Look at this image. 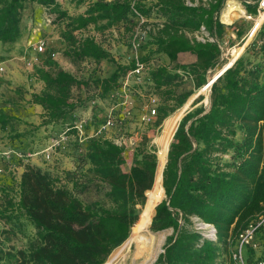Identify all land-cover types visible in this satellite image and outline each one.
<instances>
[{"label":"trees","instance_id":"trees-1","mask_svg":"<svg viewBox=\"0 0 264 264\" xmlns=\"http://www.w3.org/2000/svg\"><path fill=\"white\" fill-rule=\"evenodd\" d=\"M224 1L70 0L79 9L73 14L60 0H0V43L21 37L23 11L28 3H36L54 15L67 57L97 66L113 63L107 75L99 74L97 66L79 75L57 68L50 53L46 61L51 68L39 69L41 87L27 100L39 109V122L26 132L15 129L23 118L19 111L0 107V151L22 154L12 156L11 165H0L7 169L0 175V220L4 233L27 240L19 249H4L0 243V264H104L129 237L159 164L147 131L182 107L210 79L208 72L222 64L226 27L219 11ZM246 1V12L257 15L259 0ZM89 29L129 33L130 50L132 42L137 43L135 54L119 60L96 34H85ZM196 32L206 36L198 39ZM235 33L240 37L243 31ZM181 52L193 54L195 61L178 62ZM137 61L142 70L129 75L123 90ZM182 75L191 77L192 90L178 92ZM124 99L129 100L127 106ZM202 99L199 95L193 100L194 107L180 118L168 146L164 198L155 205L149 228H171L172 233L152 264H231L238 235L264 214V23L212 82L208 105L195 106ZM148 106L155 108V115L146 123L140 117ZM126 109L130 115L125 117ZM110 110L116 121L100 131ZM83 119L79 137L75 125ZM40 128L48 130L47 137L56 131L67 136L52 152L66 149L70 154L73 166L64 170V182L27 162L29 154L38 151V140L33 139ZM136 131L141 135L137 142L114 141ZM6 136L18 140L17 145L12 148ZM27 137L34 143L20 145ZM90 185L103 187V193L84 202L79 193ZM137 205L143 206L141 212ZM194 218L212 224L214 236L197 228ZM254 241L257 247L244 251L248 264L264 257V229Z\"/></svg>","mask_w":264,"mask_h":264},{"label":"rangeland","instance_id":"rangeland-1","mask_svg":"<svg viewBox=\"0 0 264 264\" xmlns=\"http://www.w3.org/2000/svg\"><path fill=\"white\" fill-rule=\"evenodd\" d=\"M248 1H249L248 3L250 4L253 3L250 0ZM60 2L62 6H64V8L70 11V13L75 14L79 11L78 8H75V6L70 3V0H60ZM186 2L189 4L199 5L200 3H205L206 0H186ZM232 5L236 6V10L232 12L231 16L222 18L225 10ZM258 15H259L258 12L257 15L255 16L249 15L246 12V9L244 8L243 0L224 1L223 6L219 11V19L226 27L225 37L223 42L221 43L222 64L218 65L214 70L209 71L207 75L208 78L212 77L230 59L237 58L240 54L243 53L246 45L253 39V37H251L249 34L250 31L252 30V27L255 24ZM22 20H23L24 28L21 37L14 43H9V44L0 43V66L3 67V70L0 71V107L5 106L6 108L15 109L19 111V113L23 118L19 123L15 124L16 126L15 129L18 132H24V131L26 132L27 130L30 129L31 124L35 125L39 122V118H38L39 109L37 107L28 104L27 100L29 98L30 92L32 91L36 92L41 87L42 83L39 80V69L51 68L46 61L50 53L52 54L53 52L55 54L53 58L57 62V68H63L75 74H79V75L84 73L89 74V70L92 67L97 66L95 64H90L86 62L85 64L84 62H75L64 54V49H66L65 42H63V40L59 35V26L57 24H54V15L48 9H45L36 3H28L23 11ZM261 23H264V20H262ZM140 27L143 28V24ZM237 29H241L243 31V34L240 37H238L235 33ZM87 33L96 34L97 40L102 42L106 47H108L113 52H115V54L118 55V58H120L119 60H122L121 57L123 56L125 57L128 55L135 54V51L130 50L129 48L130 47L129 33L122 32L121 30L118 32L114 30L101 34L92 29H89V31H87L85 34ZM195 35L198 39L202 40L204 39V36H206V33L196 32ZM38 41L44 42L46 51L42 53L35 52L34 46L37 44ZM192 56L194 58V55H190V53H186L185 55L181 56L179 62H181V60H183L184 62H189ZM112 66H113L112 62L103 61L97 66L98 67L97 72L101 75H107L112 70L113 68ZM55 68L56 66L54 67V69ZM16 89H18L19 91L21 90L22 93L21 96L18 94V91H15ZM192 89H193V81L191 77L187 75L183 76L182 81L178 86V92L188 91ZM201 89L202 88L196 90L189 97L190 99L192 98V100L190 104H188V107L184 109L181 117L188 110H191L194 107L192 106V102L199 95H202L203 99L195 106H198L201 103L208 105V102L205 101V97L209 95V90L202 91ZM152 107L153 106L150 107L148 106L147 109ZM147 109L145 110L146 112ZM132 127L134 128V126ZM162 129H163V123L158 128H155L154 130L150 129L149 131H147L148 136L151 138V143H153L154 146L157 147L156 148L157 158H158V150L160 148V143L157 139L161 135ZM57 132L58 131L54 132V135L47 137L49 136L47 129L40 128L39 130H37L36 136H34L35 140L33 139V141L36 142L38 140L39 148L37 152L30 155L29 160L27 162L33 164L34 166L40 167L43 170L48 171V173L50 172L53 176H58V178H61V182H64L66 180V178H64L65 176L64 170L72 168L73 166L69 152L66 149H62V150L56 149L55 152L52 153L50 158H45V152H44L45 149L49 146L52 139L58 138ZM127 134L126 133L121 134L123 140L127 142L130 140V143H134L140 140L141 135L138 134L137 131L129 135ZM115 135L117 134H114V136ZM3 138H6L8 139L9 142H11V143L6 142V143H8L12 148L15 147L18 143V140H14L13 138L9 139L7 138V136ZM116 139L117 138L115 137V140ZM33 141L30 139V137H27L24 138L23 142H19V144L20 145L21 144L25 145L27 143L30 144ZM120 141L121 139L118 140V142ZM3 142L5 141H2L1 145L4 144ZM128 153L130 154V151ZM0 165L7 166L9 164L8 162L3 161L0 158ZM4 171H5L4 174L6 175L7 169L5 168ZM150 190H154V188L152 187ZM150 190H148L147 192V196H146L147 200L149 198ZM154 191L159 196V198L156 199L155 202L156 205V203L159 202L162 198H164V196L161 198L162 194L160 195L161 192L160 189H155ZM102 193H103V187L97 188L96 185H90L83 192L79 193V197L84 202H90L95 199H98L99 196L102 195ZM162 193H163V189H162ZM137 207L140 208V212H141L143 206L140 207L139 205H137ZM142 215H143V211L139 219V222L134 228H132L131 231H134L139 227L141 223ZM194 222H195V226L201 229L203 233H205L207 236H212L211 233L209 232V230L214 228L212 224L202 223L195 218H194ZM5 227L6 226L4 222L0 220V243L4 249H11V248L19 249L25 246V244L27 243L26 238L22 237L21 235L15 236V235H11L10 233H4L3 229ZM150 232L154 235L156 234L157 240L155 241L156 244L148 248L149 249L148 251L150 253L149 255L142 254L140 256H137L135 244H130L129 246H125L122 249L121 251L122 255H120L114 261V264H152L156 260L158 254L162 251L166 237L172 233V229L169 228L155 232L150 230ZM126 240L117 248H115L111 252L110 256L114 253V251H116L118 248L123 246ZM110 256L108 257L110 258ZM109 258H107L106 261Z\"/></svg>","mask_w":264,"mask_h":264},{"label":"built area","instance_id":"built-area-1","mask_svg":"<svg viewBox=\"0 0 264 264\" xmlns=\"http://www.w3.org/2000/svg\"><path fill=\"white\" fill-rule=\"evenodd\" d=\"M264 10V0H259L258 1V8H257V12L258 14H260V12ZM251 17V16H249ZM144 18L140 17L139 18V23H143L144 22ZM261 22L260 24H258L256 26V24H254L252 30L250 31V36L254 37L255 33L258 31V29L261 26ZM256 26V28H255ZM255 28V29H254ZM254 29V31H253ZM203 40V39H202ZM35 48V52L37 53H42L43 51H45V44L43 41H38L37 44L34 46ZM132 47L133 50H136L137 48V43L135 41L132 42ZM55 56V54L52 52V58ZM232 64V63H231ZM230 64V65H231ZM143 65L141 63H139L138 61L136 62V66L134 68V70H132L131 72H129V74L126 76L124 83H123V90H125V86L128 83L129 80V75L131 74H139L142 70ZM3 70V67L0 66V71ZM138 78V77H137ZM155 100L152 99V102H154ZM122 104L124 105H128L129 104V100L124 99L122 101ZM113 108H111L112 110ZM111 110L107 112V116L105 118V121L103 122V124L101 125L100 131L103 129H107L111 126H113L114 122L116 121V119L114 117H112L111 115ZM125 117L130 115L129 114V110L126 109L125 112ZM155 115V108H149L147 109V112L142 113L140 120L142 122H150L153 120V117ZM83 123H84V119L79 121V123H77L75 125L76 129L79 132V137L83 136ZM67 136L65 135V132L61 133L58 138L56 139H52V141L50 142L49 146L45 149V158H50L51 153L54 151V149L63 141H66ZM121 139L120 142H118V140ZM122 136L118 137L116 140L114 139V141L118 144L122 143ZM31 155V154H29ZM12 156H17V157H22V154L18 151L15 150H11V149H5L0 151V158L4 161H10V159H12ZM11 165V164H9ZM4 169L2 166H0V175L3 173ZM260 229H264V214L260 215L256 220L252 221L251 223H249V225L247 226L246 229H244L237 237V243L235 244V246L231 249L230 252V262L231 264H248L244 255V251L245 248L247 246H251L252 248H256V242L254 241V238L256 236V233L260 230ZM213 230V234L212 236H214V231L215 228H212ZM254 264H264V257L262 258H255Z\"/></svg>","mask_w":264,"mask_h":264},{"label":"bare ground","instance_id":"bare-ground-1","mask_svg":"<svg viewBox=\"0 0 264 264\" xmlns=\"http://www.w3.org/2000/svg\"><path fill=\"white\" fill-rule=\"evenodd\" d=\"M235 3V2H234ZM236 10V6H230L228 9L225 10L223 17L226 18L227 16H231L232 12ZM264 20V11H261L258 17L256 18L255 24L256 26L260 24V22ZM255 26V28H256ZM253 28V27H252ZM254 28V29H255ZM253 29V31H254ZM233 61V58L230 59L227 63H225L213 76H215L224 66H229ZM212 76V77H213ZM210 77V79L212 78ZM210 83L208 86H206V83L204 84L203 88L201 89L202 91L209 90ZM200 92V91H199ZM198 92V93H199ZM192 98L188 99L182 107H180L176 112L172 113L169 115L163 122V129L161 132V135L158 137V141L160 143V148L158 150V165L154 177V183H153V188L155 189H160V195L162 194L161 198L164 196V191L162 193V168L164 166L165 160H166V155H167V150L169 146V142L172 138V134L175 131L178 121L184 111L185 108L188 107V104H190ZM205 101H208V96L205 97ZM154 190L149 191V198L145 204V207L143 209V215L141 218V223L137 229L134 231L130 232V236L126 240V242L118 248L114 253L110 256V258L105 261L104 264H114V261L122 255L121 251L125 246H129L130 244H135L136 246V255L140 256L142 254H147L149 255V249L151 246H153L155 243L156 239V234H152L149 230L150 226V218L153 214L154 210V205L156 202V199L159 198L157 193H155ZM160 198V199H161ZM211 235L213 234V230H209ZM161 234V233H159ZM163 234V233H162ZM160 246V245H159ZM134 247V246H133ZM160 248V247H159ZM131 250V249H130ZM142 259V258H141ZM135 260V259H133ZM120 263V262H118ZM142 263V262H141Z\"/></svg>","mask_w":264,"mask_h":264},{"label":"water","instance_id":"water-1","mask_svg":"<svg viewBox=\"0 0 264 264\" xmlns=\"http://www.w3.org/2000/svg\"><path fill=\"white\" fill-rule=\"evenodd\" d=\"M236 58L233 59L232 63L235 61ZM230 66V65H229ZM229 66H224L215 76H213L211 79H209L207 82H206V86H208V84L210 83V86L212 85V82ZM210 86H209V93H210ZM203 88V87H202ZM174 133V132H173ZM173 135V134H172ZM166 162V160H165ZM165 165V163H164ZM164 167V166H163ZM163 170V168H162ZM158 203V202H157ZM156 203V204H157ZM151 222V221H150ZM163 251V249H162Z\"/></svg>","mask_w":264,"mask_h":264},{"label":"crops","instance_id":"crops-1","mask_svg":"<svg viewBox=\"0 0 264 264\" xmlns=\"http://www.w3.org/2000/svg\"><path fill=\"white\" fill-rule=\"evenodd\" d=\"M250 1L253 2L254 0H250ZM246 2H249V1H246ZM186 53H189V52H181V53H179V55H178V62H179V59L181 58V56L185 55ZM190 55H193V54H190ZM193 61H195V56H194V58L192 56V58H190V61L189 62H184L183 60H181L180 63H190V62H193Z\"/></svg>","mask_w":264,"mask_h":264}]
</instances>
